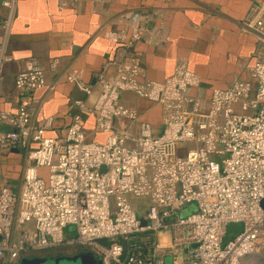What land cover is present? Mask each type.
<instances>
[{"label": "built area", "instance_id": "1", "mask_svg": "<svg viewBox=\"0 0 264 264\" xmlns=\"http://www.w3.org/2000/svg\"><path fill=\"white\" fill-rule=\"evenodd\" d=\"M0 3L12 9V0ZM251 8L254 16L241 25L258 45L251 81L214 88L207 99L189 93L200 78L184 60L163 81L144 78L133 46L159 43L163 36L147 13L129 12L130 37L124 30L103 32L123 57L105 61L94 87L76 70L65 73L86 96L95 95L91 102L73 100L75 111L61 137L44 135L52 116L33 121L44 67L34 57L25 60L14 78L18 107L0 110V154L15 147L24 152L18 189L0 177L2 263L76 243L97 252L102 264H165V256L170 264H239L264 245V0ZM0 23L6 28L8 19ZM57 60H49V69ZM8 61L0 44V67ZM109 65L114 73L107 76ZM122 92L159 106V133L121 103ZM85 114H92L102 140L87 139ZM117 119L136 124V131L129 133ZM130 196L148 198L141 216ZM191 203L194 209L179 213ZM230 223L241 228L225 241ZM67 226L74 227L72 237L64 235Z\"/></svg>", "mask_w": 264, "mask_h": 264}, {"label": "crops", "instance_id": "2", "mask_svg": "<svg viewBox=\"0 0 264 264\" xmlns=\"http://www.w3.org/2000/svg\"><path fill=\"white\" fill-rule=\"evenodd\" d=\"M260 1L12 0V9L0 3V19H8L6 28L0 23V44L9 58L0 67V110L14 112L18 107L20 98L14 78L25 60L34 57L44 67L45 85L35 91L42 102L33 114V121L52 116V126L44 135L64 136L75 111L73 100L91 102L95 95L94 90L86 96L65 80V73L76 70L84 83L94 87L96 72L105 61H118L123 57L122 48L105 38L103 32L124 30L125 36L130 37L127 15L132 10L147 13L163 36L159 43L138 41L133 46L145 79L163 81L172 74L176 62L184 60L188 69L200 78L199 85L190 88L189 93L204 99L209 97L212 89L224 88L234 80L251 81L249 70L258 45L255 36L242 31L241 25L254 16L251 7ZM51 58L58 59L54 70L48 67ZM113 73L114 65H109L105 74ZM120 100L124 106L137 110L138 121H146L154 133L160 132L158 105L130 92H122ZM83 121L87 139L102 140L105 137L94 129L92 114H85ZM115 124L129 133L136 131V124L124 119H117ZM1 129L9 127L3 125ZM23 169L22 150L15 147L1 151L0 177L14 190L19 187ZM164 235L159 233V237ZM73 244L62 245L64 255L92 254L90 248L80 250ZM23 259L20 257L12 264H20ZM89 260L90 264H99ZM0 264L5 263L0 261ZM165 264H170L169 256H165Z\"/></svg>", "mask_w": 264, "mask_h": 264}, {"label": "rangeland", "instance_id": "3", "mask_svg": "<svg viewBox=\"0 0 264 264\" xmlns=\"http://www.w3.org/2000/svg\"><path fill=\"white\" fill-rule=\"evenodd\" d=\"M186 152L185 148H179L177 150V154L178 155H184ZM130 203L132 204V206L135 208V211L137 213L138 216H141L147 206H148V198L146 196H130L129 197ZM192 209H194V204L191 203L189 204L188 207L184 208L183 210L179 211L180 214H185L186 212L191 211ZM241 228V224L240 223H230L228 224L227 228H226V236H225V241L231 237V235L239 230ZM74 227L73 226H68L65 230V236L68 237H72L74 235ZM92 254H90L91 256H93L94 260L97 261V263L102 264L101 259H100V255L95 252L94 250H90ZM24 258V260H26L25 264H87L86 262H83L82 259H80L78 262H68L70 261V259H66V258H54V257H35V255L33 253L26 252L23 254L22 256ZM35 258L34 260L36 261H30L31 259ZM82 262V263H81ZM239 264H264V246H260L257 249H255L253 252H251L250 254L244 256Z\"/></svg>", "mask_w": 264, "mask_h": 264}, {"label": "trees", "instance_id": "4", "mask_svg": "<svg viewBox=\"0 0 264 264\" xmlns=\"http://www.w3.org/2000/svg\"><path fill=\"white\" fill-rule=\"evenodd\" d=\"M236 232V231H235ZM234 232V233H235ZM58 245V246H54V247H49V248H45V249H41V250H34V251H30L31 253H33L35 255V257H50L51 255H64L62 248H64V246ZM73 246H75L78 249H85L87 247L80 245V244H73ZM264 246V245H261ZM53 252V254H52Z\"/></svg>", "mask_w": 264, "mask_h": 264}, {"label": "flooded vegetation", "instance_id": "5", "mask_svg": "<svg viewBox=\"0 0 264 264\" xmlns=\"http://www.w3.org/2000/svg\"><path fill=\"white\" fill-rule=\"evenodd\" d=\"M76 253H79V252H75V254H71V255H53L50 257H54V258H58V259L66 258V259H70V261H68V262H78L80 260V258L77 257L78 255H76ZM82 260H83V262H86L87 264H90V262H91L89 260L88 256H84V258Z\"/></svg>", "mask_w": 264, "mask_h": 264}, {"label": "water", "instance_id": "6", "mask_svg": "<svg viewBox=\"0 0 264 264\" xmlns=\"http://www.w3.org/2000/svg\"><path fill=\"white\" fill-rule=\"evenodd\" d=\"M263 202H264V201H263ZM186 213H187V212H186ZM84 256H88L89 258H91L92 260H94V258L90 255L89 252H82V253H80L77 257L80 258V259H83ZM34 259H35V258L31 259L30 261H33V262H34V261L36 260V259H35V260H34ZM25 262H26V260L23 259V260L20 262V264H25ZM35 262H36V261H35ZM35 262H34V263H35ZM35 264H37V263H35Z\"/></svg>", "mask_w": 264, "mask_h": 264}]
</instances>
